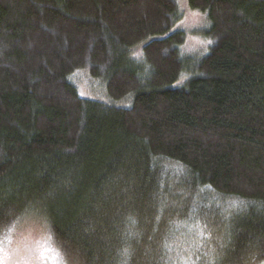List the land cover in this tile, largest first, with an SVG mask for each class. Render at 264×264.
<instances>
[{
  "label": "trees",
  "instance_id": "1",
  "mask_svg": "<svg viewBox=\"0 0 264 264\" xmlns=\"http://www.w3.org/2000/svg\"><path fill=\"white\" fill-rule=\"evenodd\" d=\"M186 6L190 59L179 0H0L3 249L33 221L63 264H264V0Z\"/></svg>",
  "mask_w": 264,
  "mask_h": 264
},
{
  "label": "rangeland",
  "instance_id": "2",
  "mask_svg": "<svg viewBox=\"0 0 264 264\" xmlns=\"http://www.w3.org/2000/svg\"><path fill=\"white\" fill-rule=\"evenodd\" d=\"M179 7L183 13V20L182 23L179 24V29L185 35V41L183 46L180 47V53L185 59H190L202 53L207 44V41L200 35L207 26L206 19L202 14L189 10L186 6V0H179ZM83 78H78V83L75 82L81 98L101 101L120 108H128L132 105V97H128L119 102L112 101L101 92L100 83L92 79H88L87 82L84 83L85 77ZM227 201H229V199H227ZM199 207H203V209L206 208L204 211H201L203 213L216 214L215 208L217 206L213 207L210 202H204ZM36 223L38 224H35L33 221L24 223L23 227L15 232L13 239L8 246L4 248L2 256L4 264H48V262L42 260L40 256L45 245L50 246L58 252L57 248L52 246L49 237L45 235L41 223ZM7 242L8 241H6V243ZM47 255L49 260L54 261V264H63L60 255L57 257L55 252L47 253Z\"/></svg>",
  "mask_w": 264,
  "mask_h": 264
},
{
  "label": "snow or ice",
  "instance_id": "3",
  "mask_svg": "<svg viewBox=\"0 0 264 264\" xmlns=\"http://www.w3.org/2000/svg\"><path fill=\"white\" fill-rule=\"evenodd\" d=\"M210 43V41H209ZM10 242V241H9ZM3 245L2 243H0V264H4V261L2 259V256H3ZM126 251V250H125ZM51 252H55L56 256L58 257L59 256V253L56 252L55 249H52L50 246L48 245H45L44 248L42 249L41 253H40V256H41V259L44 260V261H47L48 264H54V261L52 260H49L48 258V255L47 253H51Z\"/></svg>",
  "mask_w": 264,
  "mask_h": 264
}]
</instances>
